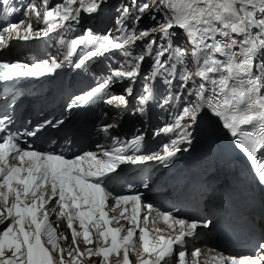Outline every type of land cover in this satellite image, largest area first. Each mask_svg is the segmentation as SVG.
<instances>
[{
	"label": "snow or ice",
	"instance_id": "snow-or-ice-1",
	"mask_svg": "<svg viewBox=\"0 0 264 264\" xmlns=\"http://www.w3.org/2000/svg\"><path fill=\"white\" fill-rule=\"evenodd\" d=\"M103 2L61 0L51 8L50 0L31 2L25 9V20L2 30L6 35L0 34V47H8L12 39L27 42L59 32L58 44L65 49L61 52L65 61L71 62L77 48L89 49L73 64L75 69L82 70L93 58L111 50H122L123 55L131 56L129 48L137 40L157 32L166 46L154 50L157 41L151 39L144 54L113 70L83 95L74 97L73 104H89L99 99L116 108H127L126 97L110 95L108 89L113 80L135 83L142 77L145 94L138 98L140 107L136 111L143 114V106L155 98L153 83L149 81L163 76L171 84L165 74L171 76L178 64L183 65L180 81L186 91L170 93L161 105L178 102L184 95L190 98L174 123L160 130L164 134L174 133L175 138L163 146V154L143 152L142 137L122 144L110 136V129L116 125H103L99 130L106 140H111L108 147L100 146L99 153L86 151L67 157L54 150H37L27 141H24L27 147L20 143L21 135L36 137L46 125L57 127L62 120L47 121L46 125L18 134L11 131V115H0V264H83L93 256L100 258L99 264H110V257L119 258L121 253L118 264H133L130 258L133 256L136 264H201V250L189 251L188 244L198 235V228H208L209 223L154 210L151 204L143 202L140 194H123L125 188L131 190L132 186L126 184L121 166L150 162L167 166L176 153L187 150L181 144L191 145L193 130L206 112L223 121L234 137H241L238 146L251 160L259 182L264 184V156L258 159V153L264 150V59L260 58L264 55V0H151L140 4L132 0L131 7H123L116 18L117 31L124 35L114 38L110 30L98 35L87 29L84 37L67 41L64 33L80 22L81 14L98 12ZM0 5L9 15L14 11L11 0H0ZM40 5L45 27L34 31L32 20H40ZM156 12L162 13V20H156ZM145 13L156 20L151 29L139 32L125 29L126 20L138 23ZM174 28L181 30L190 47L174 46L172 37L177 35L172 31ZM145 55L153 57L152 68L146 75L141 72ZM188 60L196 69L194 73L188 70ZM62 66L56 55L31 66L0 62V83L49 75ZM189 83L193 87L189 88ZM126 92L128 96L133 94L131 87ZM242 125L250 126L251 130L242 129ZM129 203L130 215L126 207ZM122 205L125 207L121 208ZM117 208H121L118 215L109 214ZM154 211L168 229L177 232L175 236L161 234L160 229L149 230V223L155 222ZM61 220L66 221L71 232V250L61 247L60 241L67 240L64 232L56 230ZM121 220L130 226L112 227ZM77 222L80 231L75 226ZM78 239L83 240L86 251H80ZM94 243L98 246L93 249L90 245ZM258 249L255 255L239 257L215 249L209 251L215 253L210 257L214 264H264V242L258 244Z\"/></svg>",
	"mask_w": 264,
	"mask_h": 264
},
{
	"label": "bare ground",
	"instance_id": "bare-ground-1",
	"mask_svg": "<svg viewBox=\"0 0 264 264\" xmlns=\"http://www.w3.org/2000/svg\"><path fill=\"white\" fill-rule=\"evenodd\" d=\"M115 108H110V110H114ZM249 216V214H248V212H244V217H248ZM154 218H155V222L154 223H152V222H150V223H152V224H155V223H160V220L161 219H159V218H156L155 216H153ZM261 219L259 218L258 219V222L261 224V227L263 228V230H264V216L263 215H261ZM170 234H172V233H170ZM264 234V233H263ZM262 241H264V240H262ZM261 241V242H262ZM201 245H199L198 247H200Z\"/></svg>",
	"mask_w": 264,
	"mask_h": 264
},
{
	"label": "rangeland",
	"instance_id": "rangeland-1",
	"mask_svg": "<svg viewBox=\"0 0 264 264\" xmlns=\"http://www.w3.org/2000/svg\"><path fill=\"white\" fill-rule=\"evenodd\" d=\"M262 242H264V241H262Z\"/></svg>",
	"mask_w": 264,
	"mask_h": 264
}]
</instances>
